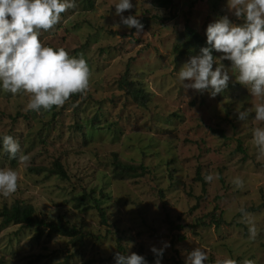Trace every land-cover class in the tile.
<instances>
[{
  "label": "rangeland",
  "instance_id": "obj_1",
  "mask_svg": "<svg viewBox=\"0 0 264 264\" xmlns=\"http://www.w3.org/2000/svg\"><path fill=\"white\" fill-rule=\"evenodd\" d=\"M89 1L91 6L75 0L56 25L39 35L43 45L86 60L89 86L76 100L67 98L52 117L46 109L26 111L28 93L0 89V134L21 142L20 155L28 156L11 165L0 153V167L13 168L18 176L17 190L0 196V205L29 204L39 215L61 217L102 239L80 250L68 238L36 241L32 230L8 226L0 230V259L5 264H28L36 256L41 259L33 264H115L114 253L135 252L153 264L150 247L167 241L161 264H184L195 247L206 252L205 264L225 256L237 264L245 258L264 264V154L251 138L264 121L255 120L254 112L245 120L237 118L238 110L261 100L235 81L227 59L220 63L229 73L228 86L215 96L185 89L177 79L182 64L199 51L178 53L185 25L203 38L206 25L222 15L232 23L242 20L228 10L226 0H172L169 6L161 0H132L134 7L121 14L145 21L136 35L134 27L113 25L120 19L115 0ZM219 56L216 51L214 57ZM123 76L146 92L145 106L118 87ZM95 113L99 128L87 120ZM76 122L87 125L80 129L84 135ZM43 138L47 143L40 144ZM112 153L144 166L145 175L136 181L112 179ZM52 158L60 160L69 180L29 171L48 167ZM205 174L213 179L205 181ZM237 176L240 187L233 183ZM83 191L99 198L107 225L99 223L96 210L85 211L70 199ZM250 224L256 228L254 237Z\"/></svg>",
  "mask_w": 264,
  "mask_h": 264
},
{
  "label": "clouds",
  "instance_id": "obj_2",
  "mask_svg": "<svg viewBox=\"0 0 264 264\" xmlns=\"http://www.w3.org/2000/svg\"><path fill=\"white\" fill-rule=\"evenodd\" d=\"M228 10L242 23L230 22L227 15L209 22L205 28V46L182 64L177 79L185 89L209 91L215 96L228 86L229 73L221 60L231 62L236 72L235 81L246 86L247 91L261 102L251 108L237 111V118L245 120L254 112V119L264 121V0H226ZM75 0H0V89L12 94L28 93L25 110L40 111L53 105H63L72 93L82 92L89 86V67L82 55L72 56L62 47L43 45L40 31L56 25L60 14L73 8ZM115 13L120 16L115 28L121 24L136 29L140 35L142 22L135 15L121 13L134 7L132 0H115ZM212 50L221 53L214 57ZM215 64V67H213ZM186 81V82H185ZM252 143L264 154V127L252 130ZM0 148L10 157L23 162L25 154L18 155L20 145L9 134H0ZM217 178L219 174H216ZM212 174H205L204 180L211 181ZM17 172L10 167H0V196L8 197L17 190ZM240 187L242 179L233 178ZM244 213V209H240ZM249 233L256 235L254 224ZM163 246L150 247L155 254L153 264H161ZM131 247V243L128 244ZM207 254L200 247L187 252L184 264H205ZM115 264H148L144 256L135 252L114 253ZM212 264H237L231 257L215 259ZM240 264H255L245 258Z\"/></svg>",
  "mask_w": 264,
  "mask_h": 264
},
{
  "label": "trees",
  "instance_id": "obj_3",
  "mask_svg": "<svg viewBox=\"0 0 264 264\" xmlns=\"http://www.w3.org/2000/svg\"><path fill=\"white\" fill-rule=\"evenodd\" d=\"M95 1V0H94ZM85 2L91 6V2L89 0H85ZM172 0H161L160 4H168L171 5ZM145 26V21L140 20ZM184 35L185 39L182 43L180 51H178L181 55H189L191 53L189 51L190 48H195L199 50L201 46H205V37L201 38L197 33L190 30L187 25H185L184 28ZM192 54V53H191ZM216 54L215 50H212V55L214 56ZM132 101L136 102L140 106H145L146 102L148 101V96L146 92L142 89L141 86H137L134 84L133 81L128 80L125 76H123L119 86H118ZM82 92L72 93L69 95L68 98H71L73 100L77 99V95H81ZM56 105H53L51 108L46 109V112H50L52 117L58 114V112L55 110ZM41 110H44L41 108ZM33 112V111H32ZM30 112V113H32ZM43 114V113H42ZM18 118V117H16ZM16 118L11 119L12 122L16 120ZM87 120H89L91 127H97L99 128L100 123V115L99 113H95L92 117H89ZM12 123V124H13ZM75 123V128L79 129L78 131L81 132L83 135V130H80L84 128L87 125H84V123L77 124ZM98 124V125H97ZM47 126L50 125V122L48 121ZM51 128V126H50ZM9 134V133H7ZM10 135V134H9ZM47 138H43L41 140V143H47ZM20 146H22V143L20 142ZM237 151L243 152L241 147L236 148ZM1 158L8 162L11 165H14L17 162V158H12L9 156V154L0 148ZM20 155V151L18 153ZM52 162L49 164L48 167H39V168H29V171H33L36 174L45 172L47 177H55L61 181L69 180L68 173L64 166L61 164L59 159L52 158ZM110 162V172L111 177L114 180H138L141 179L142 176L145 175V167L142 165H135V164H129L121 161L118 157L117 153H112V156L109 160ZM197 179L199 181L203 182V179L198 175L197 172ZM103 195V194H99ZM104 198L108 199L106 196ZM70 199H73L75 201L76 207H81L86 211L88 209H94L97 211V216L99 218L100 224H106L107 216L105 214V208H103L100 204L99 198L86 193L85 191L79 192L76 194H72ZM85 205V206H83ZM8 226H14L18 227V229H27L32 230V232L35 234L34 240L38 241L43 236L45 237H53V236H59V237H65L68 238L69 241H71V244L73 246H76L78 249H83V247L86 245L88 241H99L102 239L99 234H91L90 232L85 231L82 227L78 226H69L67 222L63 220V218L58 217L56 219H51L47 216H42L36 213V210L33 206L29 204H25L20 201H13L9 205L7 204H1L0 205V230L5 229ZM173 227V226H171ZM176 228H180L179 226H175ZM41 259V257H34L28 259V264H33L38 262ZM87 262H92V260H88ZM0 264H5L3 260L0 259ZM87 264V263H86Z\"/></svg>",
  "mask_w": 264,
  "mask_h": 264
}]
</instances>
